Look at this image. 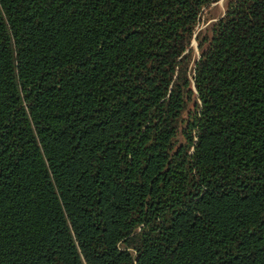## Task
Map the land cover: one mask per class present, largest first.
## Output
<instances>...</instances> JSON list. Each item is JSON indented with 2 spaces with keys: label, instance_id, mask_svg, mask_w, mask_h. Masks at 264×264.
<instances>
[{
  "label": "trees",
  "instance_id": "trees-1",
  "mask_svg": "<svg viewBox=\"0 0 264 264\" xmlns=\"http://www.w3.org/2000/svg\"><path fill=\"white\" fill-rule=\"evenodd\" d=\"M213 1L0 0V264H264V0L195 56Z\"/></svg>",
  "mask_w": 264,
  "mask_h": 264
},
{
  "label": "rangeland",
  "instance_id": "rangeland-1",
  "mask_svg": "<svg viewBox=\"0 0 264 264\" xmlns=\"http://www.w3.org/2000/svg\"><path fill=\"white\" fill-rule=\"evenodd\" d=\"M230 1L231 0H216L203 9L191 38L190 45L193 49V55H199L201 48L199 47L200 39L210 37L212 24L224 14ZM178 137L182 140L181 135Z\"/></svg>",
  "mask_w": 264,
  "mask_h": 264
}]
</instances>
